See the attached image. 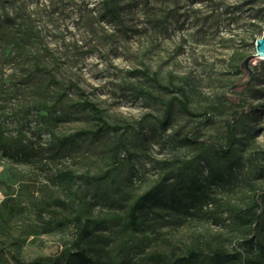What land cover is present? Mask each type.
I'll return each instance as SVG.
<instances>
[{
  "label": "rangeland",
  "instance_id": "rangeland-1",
  "mask_svg": "<svg viewBox=\"0 0 264 264\" xmlns=\"http://www.w3.org/2000/svg\"><path fill=\"white\" fill-rule=\"evenodd\" d=\"M263 9L264 0H116L111 15L105 0H0V112L24 110L23 140L38 151L23 162L0 158V186L11 187L21 207L7 224L0 221V264H14L11 252L25 261L56 256L70 247L78 218H109L95 233L107 237L98 244L101 255L113 257L128 234L117 218L149 189L172 191L171 202L165 196L148 211L123 264H146L141 260L151 254L169 261L188 251L242 248L233 216L264 188V60L250 62L247 86L229 88L247 79L239 65L254 53ZM36 63L55 78L33 73ZM182 93L196 116L175 103L163 126V106L146 95L166 101ZM81 98L111 129H98ZM1 123L15 135L11 116ZM192 130L194 143H187ZM78 133L73 148L52 152L56 138ZM213 144L227 149L226 160L212 153ZM115 152L121 164L113 162ZM106 169L102 182L90 178ZM58 170L82 178L61 186L53 180ZM211 170L227 176L211 184Z\"/></svg>",
  "mask_w": 264,
  "mask_h": 264
},
{
  "label": "trees",
  "instance_id": "trees-1",
  "mask_svg": "<svg viewBox=\"0 0 264 264\" xmlns=\"http://www.w3.org/2000/svg\"><path fill=\"white\" fill-rule=\"evenodd\" d=\"M115 2L116 0H105L107 12L111 15L114 14ZM263 26L264 16L262 24L257 27L260 37L264 31ZM255 40L256 39H254V41ZM33 68V73H44L50 78H55L52 70L46 66H39L38 63H36ZM144 77L147 80L152 81L161 90L167 93L173 92L171 89L159 85L156 81V78L148 77L145 74ZM9 96H12L13 99L14 93H9ZM146 97L150 101L159 103L163 106V114L161 119L163 126L168 125L175 103L185 114L193 117L196 116L188 109L187 99L184 93H182L181 99L171 96L166 101L151 95H146ZM60 98L61 95H59L56 100L59 102ZM81 99V105L83 109L92 115L96 121V124L98 125V129H111V127L105 121L102 111L94 103L89 102L85 98ZM234 114L238 116V113ZM5 116H11L13 118V122L16 124V129L14 130L15 135L8 136L4 131V125L1 123V118ZM26 121L27 115L22 108L13 109L11 113H5L3 111L0 112V158L7 155H12V158L15 159L16 162H23L28 161L31 158H36L38 151H36L32 145H27L23 140L25 136L23 126ZM228 128L229 132L227 146H230L234 137V130L231 129L229 125ZM80 134L82 133L70 134L68 136L56 138L52 152L56 156L63 155L67 150L75 146L77 142L76 136ZM185 137V141L187 143H194L193 140H190V137H195L194 130L187 132ZM118 144L121 150L126 151V147L123 144ZM211 149L214 155L226 160L228 153L227 149H222V147L218 144H213ZM256 155V152H252L250 154V159L254 160V162H256ZM122 159L123 157L119 153L115 152L113 162L121 164ZM202 160H204V156L201 155L197 157V161ZM187 164L189 165L190 162H187ZM255 165L258 166L257 164ZM0 168V174H2L4 165L1 163ZM110 169L112 170V168ZM110 169H106L105 173L100 176L90 178L96 182H102L103 180L109 178V174L111 172ZM259 170L264 171V168H260ZM232 172V166H229L228 174H232ZM226 176V173H219L215 170H211L207 181L212 184L217 181H223ZM80 178H82L81 175H78L72 171L58 170L56 175L53 177V180L61 186L63 185L65 187H70ZM86 178L88 179V177ZM192 181L196 187H202V184L199 182L198 178L193 179ZM14 192L15 191L11 187H8L6 190H4L0 186V194L3 196L2 200L0 201V221L4 224H7L11 218L21 210L20 205L14 201ZM161 192H163V196H160L162 194H160L159 191L149 189L142 194L137 195L124 205L122 209V217H118L117 219H121L123 221L122 228L128 233L127 239L120 243L117 254H115L113 257H109L107 260L101 255L102 247L98 245L100 243L104 244L107 240V237L105 235H98L95 233V231L99 228L106 229V224L108 223L109 218L102 220H82L78 218L75 224L76 229L74 238L70 247H64L54 257H39L37 259L25 261L18 254L11 252V259L14 264H123L121 258L128 257L132 249L137 246V243L135 242V233L141 230V226L145 222V216H147L148 211H150L157 203H165V201H162L163 197L165 196H167V199L164 200L171 202L169 193L172 191ZM263 197L264 188L258 191H253L251 195V204L246 209L239 210L233 216V224L239 230L241 235L240 239L242 248L236 249L232 253L226 252L222 248H218L210 254L188 251L182 256L173 257L169 261H166V258L163 255L151 254L146 256L141 261L146 264H264V209L262 208L261 204V199ZM177 200L178 205H183L184 209H186V213L190 214L189 208L185 207V203L180 199ZM1 252L2 251L0 250V256Z\"/></svg>",
  "mask_w": 264,
  "mask_h": 264
},
{
  "label": "water",
  "instance_id": "water-1",
  "mask_svg": "<svg viewBox=\"0 0 264 264\" xmlns=\"http://www.w3.org/2000/svg\"><path fill=\"white\" fill-rule=\"evenodd\" d=\"M256 59L264 60V31L262 32L261 37L254 41V53L246 56L239 65V69L247 73V79L241 83L233 85L229 90L247 86L250 83L253 73L249 68V64Z\"/></svg>",
  "mask_w": 264,
  "mask_h": 264
},
{
  "label": "crops",
  "instance_id": "crops-1",
  "mask_svg": "<svg viewBox=\"0 0 264 264\" xmlns=\"http://www.w3.org/2000/svg\"><path fill=\"white\" fill-rule=\"evenodd\" d=\"M2 199H1V194H0V201H1Z\"/></svg>",
  "mask_w": 264,
  "mask_h": 264
}]
</instances>
